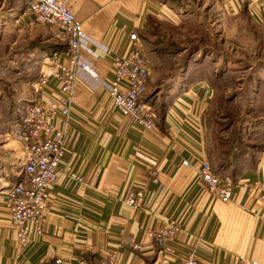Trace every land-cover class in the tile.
I'll list each match as a JSON object with an SVG mask.
<instances>
[{
  "label": "crops",
  "instance_id": "1",
  "mask_svg": "<svg viewBox=\"0 0 264 264\" xmlns=\"http://www.w3.org/2000/svg\"><path fill=\"white\" fill-rule=\"evenodd\" d=\"M65 2L82 24L79 56L86 67L76 72L62 170L48 191L41 234L32 231L25 248L15 241L0 196V264H104L112 250L121 264H160L161 245L148 233L171 223L178 226L177 247L194 252L197 264H239L240 257L264 264V201L242 186L264 181V152L241 155L236 171L226 169L222 178L232 184L227 204L213 199L195 175L209 162L205 114L214 95L210 75L189 63L178 72L176 64L171 77L180 81L160 106V115L155 113L151 131L129 124L107 94L110 55L128 48L129 34L137 35L142 49L151 21L169 31L209 13L221 20L238 18L244 2ZM245 3L244 11L264 29V0ZM24 7L25 0H0V79L6 80L4 97L0 94V110L6 114L0 118V188L19 182L24 164L21 144L7 137L11 113L21 115L30 105L33 86L59 46L49 28L29 30L16 23ZM148 70L147 88L151 79L168 78L162 65L157 73L150 64ZM67 172L80 174L83 182L69 180ZM152 172L158 176L155 182ZM137 193L143 201L131 206L127 198Z\"/></svg>",
  "mask_w": 264,
  "mask_h": 264
},
{
  "label": "built area",
  "instance_id": "2",
  "mask_svg": "<svg viewBox=\"0 0 264 264\" xmlns=\"http://www.w3.org/2000/svg\"><path fill=\"white\" fill-rule=\"evenodd\" d=\"M17 22L23 23L29 30L47 27L54 40L66 46V50L53 52L50 56L47 67L33 86L30 105L14 120L7 132L9 140L21 144L24 164L19 182L1 187L0 196L15 231V241L20 248H25L32 242L29 238L32 231L41 234L48 191L56 184L66 153L67 129L73 119L76 72L86 66L79 56L82 24L65 0H25L24 11ZM128 39L130 45L122 54L113 52L110 55L109 72L112 78L107 84V94L112 107L129 124L151 131L155 126V114L142 101L148 85V62L137 46V35L131 33ZM187 165L188 162L184 161L183 166ZM67 173L69 180L83 182L80 174ZM151 174L155 182L158 176L155 172ZM195 175L213 199L229 203L232 184L229 179L215 175L208 161L201 164ZM242 186L248 194L264 201V181L244 183ZM143 198L142 193H137L129 196L127 203L138 206ZM177 227L176 223H171L148 233L149 237L156 236L161 245L160 264H197L194 252H182L177 247ZM129 246L138 248L133 242H129ZM238 263L256 264L244 257H240ZM104 264H121L118 254L114 250L109 252Z\"/></svg>",
  "mask_w": 264,
  "mask_h": 264
},
{
  "label": "rangeland",
  "instance_id": "3",
  "mask_svg": "<svg viewBox=\"0 0 264 264\" xmlns=\"http://www.w3.org/2000/svg\"><path fill=\"white\" fill-rule=\"evenodd\" d=\"M246 5L244 2L238 18L221 20L209 13L202 18L194 16L192 23L179 24L169 31L151 21L141 49L151 71L157 73L155 69L162 65L168 72L167 80L151 79L143 97L154 114H159L165 98L180 81L171 77L176 74L171 73L176 64L178 72L189 63L210 75L214 95L205 117L207 148L215 169L224 153L236 149L239 155L264 152V29L253 23L244 11ZM5 83L0 79L2 97ZM13 86V90L18 89ZM13 113L14 123L21 112ZM5 115L0 110V118Z\"/></svg>",
  "mask_w": 264,
  "mask_h": 264
},
{
  "label": "trees",
  "instance_id": "4",
  "mask_svg": "<svg viewBox=\"0 0 264 264\" xmlns=\"http://www.w3.org/2000/svg\"><path fill=\"white\" fill-rule=\"evenodd\" d=\"M66 50V46H62L59 45L58 46V50L54 51V52H60V51H64ZM241 155L238 154V150L236 149L235 151H233L232 153H224L223 157L221 159H219V165L218 167L215 169H213L214 173L217 176L223 175L225 174L226 169H228L229 167L231 168L232 171H236V169L238 168V159ZM208 159L209 162L212 161V157L209 155L208 152ZM211 163V162H210ZM225 176V175H224ZM50 264H55L53 261L49 262Z\"/></svg>",
  "mask_w": 264,
  "mask_h": 264
}]
</instances>
